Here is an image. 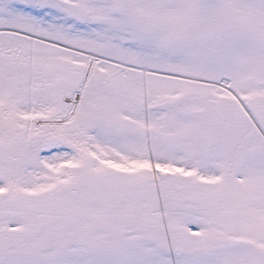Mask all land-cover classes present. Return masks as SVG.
I'll list each match as a JSON object with an SVG mask.
<instances>
[{
	"label": "snow or ice",
	"instance_id": "snow-or-ice-1",
	"mask_svg": "<svg viewBox=\"0 0 264 264\" xmlns=\"http://www.w3.org/2000/svg\"><path fill=\"white\" fill-rule=\"evenodd\" d=\"M0 264H264V0H0Z\"/></svg>",
	"mask_w": 264,
	"mask_h": 264
}]
</instances>
